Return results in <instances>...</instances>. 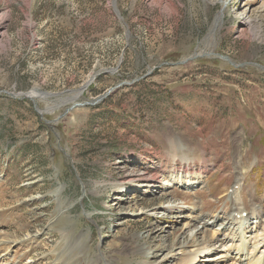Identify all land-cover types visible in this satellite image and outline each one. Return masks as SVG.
I'll use <instances>...</instances> for the list:
<instances>
[{"label":"rangeland","instance_id":"1","mask_svg":"<svg viewBox=\"0 0 264 264\" xmlns=\"http://www.w3.org/2000/svg\"><path fill=\"white\" fill-rule=\"evenodd\" d=\"M263 67L264 0H0V264H182L264 232Z\"/></svg>","mask_w":264,"mask_h":264},{"label":"bare ground","instance_id":"2","mask_svg":"<svg viewBox=\"0 0 264 264\" xmlns=\"http://www.w3.org/2000/svg\"><path fill=\"white\" fill-rule=\"evenodd\" d=\"M218 19H219V22H216V21L214 22L215 30L221 24L220 23L221 17L219 18V16H218ZM34 95H36V94H34ZM182 162H187V164L191 163V161L187 160V159H183ZM173 174H174V177H173ZM202 176L203 175H201V173L198 174V173L193 172L190 169H186L184 167L182 170H177L176 172L173 171L170 174V177H171L170 182H173L172 185H176L179 188H182L184 190H188V189L192 190L195 187H198L201 185L200 181H202ZM181 178H184V180H182ZM142 179L144 181H146V183H148L149 185L158 183L160 187H158V186L157 187H158V189H161V190L171 188L170 185H168V184L165 185L163 182L158 181L156 175H154V174H152L149 177L144 176ZM240 184H239L238 189L235 190L234 194H236L238 191H240ZM240 201L242 202L241 198H240ZM231 202L233 203L232 207H234V209L232 211L233 216H234L233 219L238 221L237 220L238 214H240L244 210H239V207L242 205L239 206V203H237L235 200H231ZM243 208H244V206H243ZM262 208H263V206H262ZM251 215H254L253 209H251ZM239 219H243V218L241 216H239ZM254 219H256V218H254ZM191 220L193 223L202 225L203 228L206 225H209L208 221L205 220L204 216H202V215H195L193 217V219H191ZM216 220H219V217H216L214 219L213 223H215ZM238 222H242V220L238 221ZM258 223L259 222H255L254 223L255 225L253 227H251L253 225L251 222L249 226L244 228L242 235L238 236V238H236L237 236H235L232 233H228L226 235L225 232L222 231L223 229L220 231L221 233L219 235H218V233L216 234L215 231H213L214 239L213 238L210 239L209 235L206 236L207 234L203 235L204 238L200 240V244H196V242H197L196 241V234L198 232V230H197V232L195 234H193L189 240V243H195L197 248L195 250L191 249L192 251H190V253H187L182 264H196V263H199L198 259L203 258V257L205 259L203 258L201 262H204V263H209V262L213 263L214 261H216V259L222 258L221 259L222 264L224 261H226V262L232 261L233 262V263L231 262L232 264H264V232L260 231V229H259L260 224L258 225ZM210 225H212V224H210ZM194 227H195V225H194ZM247 234H249L250 236L254 235L252 237V240H251V241H253L252 243L250 241L244 240V238H246ZM220 236L223 238L219 239ZM214 241H216V243H219V245L215 246ZM1 242H0V248L2 247V243H3V242L2 243ZM246 246H249L251 248V250L254 251L253 256L249 257L247 255V252H244V248H246ZM181 247H184V246H181ZM225 248H226V250H225ZM217 249H220V250L215 254V256L211 255V257H210V255H206L208 253H212L213 251H215ZM230 249H233L232 251H235L234 253H236V255H238V257L232 258L231 254L233 252ZM230 251H231V254H229V255H228V253H225V255L223 254V252H229L230 253ZM219 254H223V256L219 255ZM217 256H219V257H217Z\"/></svg>","mask_w":264,"mask_h":264},{"label":"water","instance_id":"3","mask_svg":"<svg viewBox=\"0 0 264 264\" xmlns=\"http://www.w3.org/2000/svg\"><path fill=\"white\" fill-rule=\"evenodd\" d=\"M114 12L117 14L118 18H119V15L116 11V9L114 8ZM179 64V63H178ZM264 69V67H263ZM110 72V71H109ZM131 83H128V82H122L118 85H116L115 87L113 88H110L109 90H107L105 93H103L102 95L96 97L95 99H93L92 101L90 102H83V103H74L72 104L68 109H66L65 113L69 112L70 110L76 108V107H84V106H88V105H96L97 103L101 102L104 98H106L107 96H109L112 92H114L117 88H119L120 86L122 85H130ZM6 94L8 95H13L12 93H8V92H5ZM37 95V94H36ZM33 95H25V98L27 99H30L31 101H34L31 97ZM35 96V95H34ZM37 96H49V94H40V95H37Z\"/></svg>","mask_w":264,"mask_h":264}]
</instances>
